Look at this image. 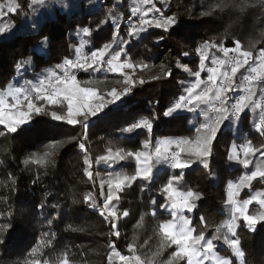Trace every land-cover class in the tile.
Here are the masks:
<instances>
[{
    "label": "snow or ice",
    "instance_id": "6c2138e0",
    "mask_svg": "<svg viewBox=\"0 0 264 264\" xmlns=\"http://www.w3.org/2000/svg\"><path fill=\"white\" fill-rule=\"evenodd\" d=\"M158 2L161 7H157V0H135V6L131 8V15L127 19L126 36L121 35L117 23L120 17L116 8H109L106 19L101 20L95 29L99 30L101 25L111 20L114 30L109 42L85 52V45L89 41L83 37H92L95 30L89 27L80 28L77 35L82 38L79 40V46L74 48L71 58L64 57L54 66L42 69L36 73L34 79H25L22 85L18 78H23L29 71L35 73L36 66L31 56L17 61L14 82H8L0 88V137L12 136L15 139L31 131L35 127L32 121L38 116L50 117L52 121L70 126H80L82 132L79 138L73 136L67 141H52L40 152L30 154L23 163L26 167L35 165L38 171L43 169L47 175L48 168L55 167V157L60 148L65 143H75L83 153L82 171L88 181L95 186L97 178L100 179L99 197L90 191L83 195L82 201L73 198V203L83 202L88 208L97 211L105 223L110 225L108 264H251L246 258L238 230L247 228L250 232H256L258 224L264 226V192H256L247 199H241L240 193L245 188L250 189L253 181L264 182V159L254 165V170L245 172L235 182L227 183L226 199L223 203L229 212V218L219 224H211L201 215L199 226L193 225V218L188 214L203 207L200 202L204 200V194L186 185L182 187L181 184L184 181V170L190 169L194 163L209 169L214 142L225 121L235 124L240 121L246 109L252 113L259 110L258 120L254 122L253 127L264 136V45L257 48V45L264 41V29L260 31L259 38L248 41L247 47L234 36L231 47L226 46L223 39L209 38L200 43L193 49L199 57L197 70L191 69L187 64H181L179 60L176 61V67L182 68L189 77H194V80L180 81L183 94L175 99L163 115L170 117L174 113L186 111L201 118L195 128L194 137L165 139L157 141L154 146L151 139H145L141 149L107 147L103 154L94 158L88 151V129L90 122L95 123L92 118L99 117L110 105L131 94L135 87L148 82L144 76H137L136 70L143 72L152 65L144 61H133L128 46L134 41L144 39L143 34L149 33V29L169 33L179 23L177 14H168L170 0ZM45 4L46 0H29L27 8L35 10L36 6ZM61 6L68 7L67 4ZM253 9H258L264 14V0H214L199 14L202 17H211L216 13L232 12L236 13L239 19ZM24 11V5L19 0L0 3V34L13 35L16 25L11 16L20 15ZM132 17L136 19L133 20ZM31 27L38 31L35 23ZM156 35L157 44L166 39L163 34ZM228 35L230 33L226 31L224 36ZM47 48L48 37L45 36L32 51L43 55L46 54ZM181 55L187 57L191 53L182 51ZM159 67L160 74L150 77V80L159 81L172 75L166 65L161 64ZM204 72L207 73L206 79L201 78ZM79 73H87L89 77H93L95 73H117L123 77L122 80L116 81L122 88L102 89L99 86L104 80H80ZM235 93L239 94L230 95ZM155 119L156 116L140 118L120 131L123 134L144 129L151 133ZM0 151L6 152L8 149L3 147ZM257 153L264 157V144L256 147L248 140L239 146V150L237 145L233 144L228 159L248 169L253 163L250 157L256 156ZM121 162H134V171L126 172L123 167L116 169L114 166ZM100 164L112 169L105 173L106 178H102L100 171L94 168V165ZM160 164L180 171H173L167 182L158 189V195L163 197V202L158 203L156 198H152V207L140 214L133 224L135 232L145 227L146 216L153 217L157 225L154 233L157 239L155 248L150 246L152 237L138 245L134 234L132 241L127 243L126 254H123L112 239L120 238L119 221L130 217L129 210H121L119 207L122 194L138 180L144 182L141 191L148 189L156 178L154 169ZM209 175L214 173L210 172ZM36 179H39V175ZM35 182L36 180L33 181ZM15 184L16 179L11 174L7 180L0 181V185L9 188ZM3 199L7 201L6 197ZM254 202L259 207L250 212L249 206ZM39 207L44 209L46 205L42 202ZM51 207L58 208L59 205L52 204ZM164 214L166 218L160 219V215ZM12 216L10 209L0 213V219L6 217L4 222L0 223V264H49L48 260H41L40 257L44 255L45 248L54 247L56 234L52 229V221L48 222V230L42 233L41 239L28 251L25 258L11 260L10 246L6 243L4 234L12 228ZM67 227L73 232L84 231L83 228L71 224ZM213 227L215 233L208 236V230ZM217 242H220V247L226 245L231 255H220ZM145 247L149 248V251L142 253L141 249ZM168 249L172 251L164 258ZM56 264L75 262L69 259V251L65 250L58 256Z\"/></svg>",
    "mask_w": 264,
    "mask_h": 264
},
{
    "label": "trees",
    "instance_id": "16d2710c",
    "mask_svg": "<svg viewBox=\"0 0 264 264\" xmlns=\"http://www.w3.org/2000/svg\"><path fill=\"white\" fill-rule=\"evenodd\" d=\"M6 0H0L4 3ZM24 5L25 11L20 15L11 16L16 25V30L11 36L0 34V88L8 82H14L15 64L17 61L31 56L34 59L35 73L29 71L23 78H18L23 84L25 79H34L36 73L42 69L52 67L64 57L71 58L74 48L79 46L80 37L77 30L83 27L96 29L101 20L106 19L109 8H116L121 35L126 36L125 21L131 15V0H46L45 5L36 6L35 10L28 9L29 0H19ZM214 0H170L168 14H177L178 25L169 33H161L159 29H149L144 33L141 41H134L129 45L130 57L133 61H144L152 67L141 72L136 70L137 76H144L148 80L142 86H137L132 93L124 96L120 104L110 106L99 117L92 118L88 129V151L94 158L103 154L107 147H124L130 150L142 148L145 139L194 137L198 121H193L192 113H174L165 117L164 111L183 94V86L180 81L194 80L182 69L176 67V61L187 64L193 70L198 69L199 57L193 49L200 43L215 38L223 39L226 46H233V36L239 38L247 47L250 39L259 38V33L264 29V14L258 9H253L246 16L237 18L236 13H216L211 17H202L200 12ZM67 4V8L61 5ZM162 5L157 0V7ZM133 20L136 17H132ZM8 19V18H5ZM35 23L38 31L31 25ZM231 25V27H229ZM2 26V25H0ZM113 22L100 26L93 31L92 37H85L89 42L85 45V52L102 47L111 39ZM230 35L224 36L225 32ZM163 34L166 39L156 43L157 35ZM48 37L46 54H37L32 50L40 44L43 37ZM264 45V41L257 48ZM182 51H189L191 55L182 56ZM164 64L171 70L172 75L159 81H152L150 77L159 75L160 65ZM130 71V70H128ZM243 71V70H242ZM203 75L205 74L202 73ZM239 75V74H238ZM104 80L99 87L105 90L116 87L117 80L123 77L119 74L95 73L89 77L87 73H81L80 80L86 79ZM156 116L153 121V129L148 133L144 129H137L133 133H121L120 129L143 117ZM258 120V113L245 110L240 121L236 122L233 129L229 122L225 121L221 132L214 142L213 155L210 158V167L205 169L199 163H194L190 169H186L184 181L181 186L197 189L204 194L203 205L198 211L190 215L193 225L199 226V217L204 215L211 224H219L229 218V212L224 206L226 199V187L229 181H236L239 176L247 171L254 170L253 163H257L260 153L250 157L253 163L248 169L228 159L233 144L243 145L248 140L256 147L264 144V136H261L253 127ZM38 122V123H37ZM35 127L19 135L0 137V148L7 147L8 151H0V181L7 180L9 174L16 179V184L11 188L0 185V213L9 209L12 211V228L4 234L6 243L10 246V259L22 260L28 251L36 246L42 233L48 230V222L52 221V229L56 237L53 248H45L41 260H48L49 264H56L58 256L65 250L69 251V259L75 264H108V232L110 225L105 223L103 217L97 211L87 207L83 202L73 203V198L82 201L87 192H95L99 197V179L94 186L88 181L82 169L83 153L75 143H65L55 157V167H49L47 175L43 169L37 170L35 165L26 167L23 161L32 153L40 152L43 147L52 141H67L70 137L79 138L82 129L79 125L70 126L62 122L52 121L50 117L38 116L32 121ZM27 127V126H25ZM126 172L134 171V162H121L114 166ZM100 171L101 177L106 178L105 173L112 171L105 165H94ZM175 171L166 164H160L154 169L155 180L148 189L141 191L142 181H136L131 188L122 194L119 207L121 210H129L130 217L119 221L120 238H112L121 253L126 254L127 243L136 235V243L142 244L145 239L152 237L151 248H155L157 239L154 235L156 221L151 215L145 217V227L134 232L133 224L140 214L148 211L150 201L156 198L158 203L163 202V197L158 195V189L166 183L170 175ZM214 175H209V173ZM39 175V179L37 178ZM36 180L35 183L33 181ZM150 189V190H149ZM240 194L241 199H247L251 192L262 191L264 182L254 181L253 186ZM7 198V201L3 198ZM46 207L41 209V203ZM58 204V208L51 207ZM253 210L254 207H252ZM160 219L166 218V214L160 215ZM6 219H0L3 223ZM83 228L84 231L73 232L68 230V225ZM242 246L246 251V258L251 264H264V226L258 224L256 232H250L247 228L238 230ZM215 233V228H210L208 236ZM218 252L223 256H230V250L226 245L220 247ZM2 248V246H0ZM149 248L141 249L147 252ZM172 251L168 249L164 258Z\"/></svg>",
    "mask_w": 264,
    "mask_h": 264
},
{
    "label": "rangeland",
    "instance_id": "374dc122",
    "mask_svg": "<svg viewBox=\"0 0 264 264\" xmlns=\"http://www.w3.org/2000/svg\"><path fill=\"white\" fill-rule=\"evenodd\" d=\"M131 6L132 7H134L135 6V0H131ZM125 24V23H124ZM80 37V39L82 38L81 36H79ZM83 39H85V37H83ZM131 71V70H130ZM104 74V73H103ZM108 74H117V73H108ZM22 85V84H21ZM122 100H123V97L121 98V100H119V101H117L116 102V104H114V105H110L111 107L112 106H116V105H118V104H120L121 102H122ZM109 106V107H110ZM107 109V108H106ZM105 109V110H106ZM247 110V109H246ZM183 113H187L186 111L185 112H183ZM189 113V112H188ZM258 113V115H259V110H257V112L256 113H254V114H257ZM102 114V113H101ZM192 119H193V121H198V124H199V122H200V119L201 118H199V117H197L195 114H193L192 113ZM226 122H228V121H226ZM230 125H231V127L234 129L235 128V126H236V124H232V123H230ZM196 134V133H195ZM195 136V135H194ZM184 138H187V137H184ZM165 139H174V138H171V137H168V138H159V137H157V136H154L153 137V139H152V144H153V146L156 144V142L157 141H161V140H165ZM237 145V147H238V150H239V145L238 144H236ZM241 155H242V153H241ZM261 158L260 157H257V161H259ZM256 163H253V169H254V165H255ZM242 168H244L243 166H242ZM253 183H254V181H253ZM247 189H249V188H245L243 191H241V193L242 192H244L245 190H247ZM249 190H253V189H249ZM256 192H264V189L262 190V191H256ZM255 191L254 192H251V195H253V194H255L256 193ZM240 193V194H241ZM252 207H254V209L256 210V209H258V207H259V205H257V204H255V202L252 204V205H250L249 206V211L251 212V211H255V210H253L252 209ZM221 255V254H220ZM117 264H118V262H117Z\"/></svg>",
    "mask_w": 264,
    "mask_h": 264
},
{
    "label": "built area",
    "instance_id": "2783aa9c",
    "mask_svg": "<svg viewBox=\"0 0 264 264\" xmlns=\"http://www.w3.org/2000/svg\"><path fill=\"white\" fill-rule=\"evenodd\" d=\"M133 19V18H132ZM125 23V26L127 27V21L124 22ZM81 73L78 74V79H79V76H80ZM207 77V73L205 72V74H201V78L202 79H206ZM236 94H239V93H235V94H230V95H236ZM179 138H183V137H176L174 139H179ZM169 168V167H168ZM170 169V168H169ZM172 170V169H171Z\"/></svg>",
    "mask_w": 264,
    "mask_h": 264
}]
</instances>
